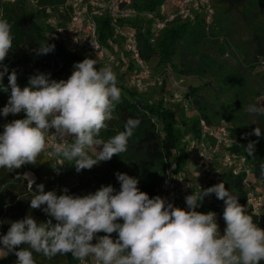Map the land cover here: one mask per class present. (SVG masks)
<instances>
[{
  "label": "clouds",
  "instance_id": "9594fccd",
  "mask_svg": "<svg viewBox=\"0 0 264 264\" xmlns=\"http://www.w3.org/2000/svg\"><path fill=\"white\" fill-rule=\"evenodd\" d=\"M13 40L12 25L0 13V89L10 90L0 115L25 113V118L3 125L0 169L11 172L35 165L44 157L66 161L79 173L128 150L129 139L141 123L138 118H128L124 130L106 141L97 138L121 102L122 90L112 66L97 68V59L86 57L73 65L67 80L57 81L51 79V73L37 72L21 88L16 70L9 72L4 63ZM54 48L45 42L35 52L45 55ZM5 75L7 86L3 83ZM262 102L249 104L247 113L264 116ZM251 134L260 137L261 128L256 127ZM49 136H54L56 143L45 151ZM257 142L250 140L241 147L251 157ZM93 148L94 154L90 151ZM54 170L59 171L56 167ZM115 176L118 191L110 184L101 185L95 192L81 196L68 194L67 188L60 195L46 192L43 184H37L36 191H32L35 181L26 173L32 192L30 208L42 210L48 219L37 222L28 214L10 222L7 233L0 235V250L14 253L15 264H37L35 254L49 261L70 254L82 264L88 258L96 264L264 262V228L224 182L193 190L185 197L187 207L180 208L167 198L150 197L141 191L136 177L121 172ZM258 179L264 181V163L259 165ZM213 194L224 203L223 234L215 212L197 211L204 198Z\"/></svg>",
  "mask_w": 264,
  "mask_h": 264
},
{
  "label": "trees",
  "instance_id": "16d2710c",
  "mask_svg": "<svg viewBox=\"0 0 264 264\" xmlns=\"http://www.w3.org/2000/svg\"><path fill=\"white\" fill-rule=\"evenodd\" d=\"M216 1L219 2V8L224 9L225 12L230 13V11L237 10L243 15L249 27L255 33L259 47L264 51L263 0H211L214 6ZM42 2L43 4L49 2L51 4L60 3L59 5L64 3L63 0H43ZM163 3V0H146L144 2L133 0V8L138 15L122 22L123 25H126L128 21L133 23L141 54L148 62L153 56H159L161 62H168L176 42L186 34L191 35L194 33L189 22L175 21L169 24L162 32L158 46H156L158 41L155 45L151 44L152 22L144 14H161ZM0 13L12 25L14 36L13 48L4 61L9 67V72L12 69L19 72L22 66L30 63L37 72L51 73V79L58 81L62 78L59 76L69 68L73 71V65L76 62L88 57L71 55L57 39L49 34L52 31V26L44 28L37 22V14L27 9L25 0H16L14 3L0 1ZM96 20L99 25L100 40L105 45L110 42H114V44H119L120 42L122 45L120 39H115L114 29L107 16L99 15ZM196 20V28L204 30V18L199 20L198 16H196ZM45 42L55 45L54 50L45 55H37L35 49ZM126 63V72L132 74L134 70L132 63ZM125 75L126 73H121L120 76L117 75L118 87L121 88L122 95L121 102L116 107L114 118L107 122L108 127L102 130L97 138L106 141L124 130V125L128 118H138L141 123L129 139L128 150L120 154V156H113L110 161H107L105 167H97L90 172L85 169L77 173L73 166L68 165L67 171L60 176L57 182L51 181L53 158L43 157L38 159L35 165H24L11 172L0 169V227L3 229L4 234L7 233L10 222L23 219L28 214H31L37 222H44L48 219L42 210L30 208L32 192H27L28 180L23 177L26 171L33 172L37 177V183L32 187V191H36L37 184H43L46 192L56 191L57 195H60L63 194L62 190L67 188L69 190L68 194L81 196L89 192H95L101 185L107 186L110 184L113 187H120L115 173H127L139 180L138 187L141 191L148 193L150 197L158 195L156 189L164 177L168 161L175 160L177 164L175 173L179 174L185 171L190 159L186 152V147H180L179 145L182 138V130L179 127L178 112L167 108L165 100L150 103L142 97L138 88L134 86L131 88L126 87L123 82ZM17 76V83L21 88L28 85V75L17 73ZM3 83L7 86V75H5ZM9 96L10 90L9 92H4L0 89V112L7 104ZM23 118H25L24 112L16 115L9 114L7 117L0 115V128L12 120ZM204 118L206 119L207 117ZM207 120L212 124L208 118ZM186 132L198 135L199 119H196L191 129ZM232 135L237 140L233 151L248 158L253 165L256 181L264 185V181L258 179L259 165L264 163V148L260 145L259 140H255L258 142L255 145L253 156L250 157L241 147L248 144L243 138L244 135L235 129H232ZM242 180L243 176L235 177L230 170L222 172V182L225 183V187L238 196V202L245 206L249 214H251L247 206ZM254 219L259 227L264 228L263 223L259 222L255 217ZM99 235H103V233ZM112 235L114 238L116 237L115 233ZM16 259L15 254L11 253L5 263L15 264ZM35 259L37 264L78 263V260L74 259L70 254L65 256L58 255L50 261L39 254H35ZM0 264H4V262H0Z\"/></svg>",
  "mask_w": 264,
  "mask_h": 264
},
{
  "label": "rangeland",
  "instance_id": "374dc122",
  "mask_svg": "<svg viewBox=\"0 0 264 264\" xmlns=\"http://www.w3.org/2000/svg\"><path fill=\"white\" fill-rule=\"evenodd\" d=\"M0 1L16 2V0ZM42 1L25 0V5L29 11L37 14L36 20L42 27L52 26L50 33L56 34L55 30L69 20L65 10L69 0H63L62 5L50 2L43 4ZM166 1L163 0L161 13H166L169 10ZM214 4L216 13L210 33L205 29L196 28V16L200 20L205 15L202 6L197 3L191 7L189 16L184 23L189 22L194 33L186 34L176 42L168 62H161L159 56L152 57L149 61L153 72L151 80L135 84L131 79V74L123 71L126 70L123 67L127 66L123 61L122 64H119L118 61L110 66L118 76L121 73H126L123 79L125 86L138 88L145 100L150 103L165 100L167 108L178 112L179 127L182 130L180 147L185 146L184 137L190 134L186 131L191 129L196 119L203 116L207 117L212 124L225 123L242 135L251 134L256 127H260L262 132L260 137L251 134L244 140L249 142L258 139L264 148V116L249 115L246 111L249 104L264 101V51L259 47L255 33L242 14L237 10L227 13L224 9L219 8V2L216 1ZM126 25L129 32H135L132 22L128 21ZM160 41L161 39L158 40L156 46ZM117 47L120 54L123 53L120 58L122 56V60L128 62L129 57L124 56L120 42ZM82 55L95 59L87 53ZM105 66H109V64L98 61L96 65L97 68ZM71 71L72 69L69 68L59 77L70 76ZM17 73L30 77L37 71L29 63L22 66ZM63 80L67 79L63 78ZM2 132L3 127L0 128V133ZM49 137L48 142L54 136ZM52 142L54 141H50V143ZM52 144H47L45 151H50L53 147ZM90 151L94 154L96 149L93 148ZM189 159L192 178L197 175L196 158L194 155H189ZM56 162L55 164L53 161L52 182H57L60 176L67 171L68 163L66 161L57 159ZM106 163L101 162L88 171H93L97 167H105ZM54 167L59 171L54 170ZM183 172L179 173L180 175L177 173L178 182L184 186L186 183L191 184L192 180L190 182L186 172ZM27 192L31 193L28 185ZM0 232H3L1 227ZM0 252V262L6 264L5 261H8L11 253L7 254L3 250ZM88 260H92V258H88Z\"/></svg>",
  "mask_w": 264,
  "mask_h": 264
},
{
  "label": "built area",
  "instance_id": "2783aa9c",
  "mask_svg": "<svg viewBox=\"0 0 264 264\" xmlns=\"http://www.w3.org/2000/svg\"><path fill=\"white\" fill-rule=\"evenodd\" d=\"M166 2L168 12L144 14L152 22L151 44L157 43L169 24L175 21H185L191 7L197 3L202 6L205 13L204 28L206 32H211L216 13L211 0H167ZM65 10L69 20L55 30L56 34H49L57 39L71 55L87 53L99 62L109 65L119 61L117 44L110 42L105 45L99 37V25L96 18L99 15H105L109 18L114 29L115 39L122 41L123 50L129 57L128 62H131L134 67L131 79L140 83L153 78L149 62L141 54L136 33L129 32L122 24L126 19L138 15L133 8V0H69ZM93 44L97 47L95 48ZM53 141L55 144L56 138ZM184 143L187 154L194 155L196 158L199 168V183L187 194L191 187L178 182V174L175 173L177 164L175 160H170L167 162L164 177L156 189L158 195L167 198L174 206L186 208L185 197L187 195H191L193 190L206 189L222 182V172L230 170L235 177L243 176L242 185L246 193L247 206L251 214L264 224V185L256 181L253 165L248 158L233 151L237 140L232 135L231 127L225 123L210 124L207 119L200 117L198 135H186ZM53 160L56 164L57 159L53 158ZM26 173L34 179L33 187L37 183V177L31 171H26ZM28 188L30 189L29 182ZM114 188L118 191L120 187ZM223 210V201L218 200L214 194L205 197L201 207L197 209L203 213L213 211L217 214L221 234L226 227ZM0 235H4V233L0 232ZM78 264H82V262L79 261ZM83 264H96V262L92 259L86 260Z\"/></svg>",
  "mask_w": 264,
  "mask_h": 264
},
{
  "label": "crops",
  "instance_id": "0c3cea01",
  "mask_svg": "<svg viewBox=\"0 0 264 264\" xmlns=\"http://www.w3.org/2000/svg\"><path fill=\"white\" fill-rule=\"evenodd\" d=\"M121 47H122V45H121ZM118 48V47H117ZM122 50H123V47H122ZM123 52H124V50H123ZM118 54H119V64H122L123 62L125 63V65L127 64L126 62L127 61H125V60H122L123 58H122V56H121V58H120V55H122V54H120V52L118 51ZM124 56H126L127 58H128V55L127 54H125V52H124ZM129 59V58H128ZM123 61V62H122ZM101 63V62H100ZM104 64V63H103ZM124 66V65H123ZM122 66V67H123ZM123 69H127V66H124L123 67ZM124 72H126V70H123ZM69 76H67V77H63V78H68ZM62 78V79H63ZM133 81V80H132ZM131 81V82H132ZM135 84H138L137 82H135V81H133ZM53 139H55V137H51V141H53ZM53 143V142H52ZM52 143H50V142H48V144L50 145V144H52ZM52 145H54V144H52ZM190 170H192V168H191V166H190V164L188 163L187 164V167H186V170H185V172H186V175H187V179L191 182V180H192V182H191V184H190V186L192 187V189H194L197 185H198V183H199V168H198V165H197V161H196V170H197V175H194L192 178H191V172H190ZM184 173V172H183ZM184 176V175H183ZM188 181V182H189ZM186 186L187 185H189V183H186L185 184ZM191 188L187 191V194H189V192L192 190ZM205 208V207H204Z\"/></svg>",
  "mask_w": 264,
  "mask_h": 264
}]
</instances>
